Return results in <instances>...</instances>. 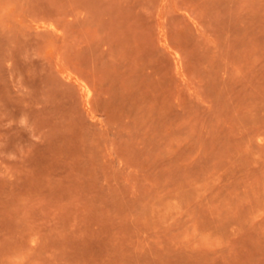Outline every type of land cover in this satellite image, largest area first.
<instances>
[{"label":"rangeland","instance_id":"obj_1","mask_svg":"<svg viewBox=\"0 0 264 264\" xmlns=\"http://www.w3.org/2000/svg\"><path fill=\"white\" fill-rule=\"evenodd\" d=\"M0 264H264V0H0Z\"/></svg>","mask_w":264,"mask_h":264}]
</instances>
